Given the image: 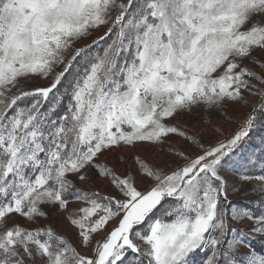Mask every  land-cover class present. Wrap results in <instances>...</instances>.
<instances>
[{"label":"snow or ice","instance_id":"obj_1","mask_svg":"<svg viewBox=\"0 0 264 264\" xmlns=\"http://www.w3.org/2000/svg\"><path fill=\"white\" fill-rule=\"evenodd\" d=\"M104 26L100 39L115 38L74 72L91 45L69 50ZM257 53L264 0H0V264H194L201 250L205 264H264L253 247L264 239V149L246 161L259 174L240 177L255 208L229 201L220 175L264 115V72L249 67L264 68ZM36 80L49 83L26 90ZM246 93L258 99L225 141L199 144L194 158L179 153L186 163L169 171L135 157L146 189L98 163L114 147L172 134L198 144L170 121L246 105ZM90 169L114 194L78 186ZM51 209L67 212L79 247L41 225Z\"/></svg>","mask_w":264,"mask_h":264},{"label":"rangeland","instance_id":"obj_2","mask_svg":"<svg viewBox=\"0 0 264 264\" xmlns=\"http://www.w3.org/2000/svg\"><path fill=\"white\" fill-rule=\"evenodd\" d=\"M108 26L94 30L86 38L75 42L73 49L69 50L68 57L70 58L72 51L75 48L85 47L86 45L94 44L93 41H101L100 37L105 36ZM97 44V43H95ZM103 55V54H98ZM262 59L264 54L257 53ZM247 63V62H246ZM249 67L254 68L258 72H264V68H260L256 64H249ZM60 69L58 68L57 71ZM48 80H36L32 84L26 85L25 88L30 89L34 84L47 85ZM250 101L248 104H227L222 110H208L203 106L194 108L191 112H182L171 120L170 123L177 125L181 129L187 131L189 136H195L199 141L198 144H193L190 140H186L178 135H169L166 141L161 144L153 143H138L135 146L114 147L111 150L105 151L99 156L98 163L105 164L113 168L118 174L132 172L136 176V184L140 189H146L152 181L144 178L137 172L135 157H140L149 165H154L158 169L169 171L170 168L186 163L179 155L183 153L185 156L194 158L200 154L202 149L199 144H203L205 148L214 146L219 142L225 141L231 137L236 131L240 130L243 121L247 118L252 110L253 104L257 101L256 96L245 94ZM264 139V115L257 119V126L250 132L249 137L242 142V148L236 154L225 158L222 164L220 175L227 181L226 188L228 192V200L241 207L255 208L252 201L255 199L254 193L248 191L249 184L243 183L240 179L241 175L249 172L253 175L259 174L258 168H251L246 164L249 157L253 159L258 157L261 149H264V144L261 143ZM254 154V155H253ZM89 176L92 178L85 183H78L79 187L99 191L102 194H114L115 190L111 187L109 180L96 175L94 169L89 170ZM255 183V181H253ZM83 206V202L71 200L70 209H77ZM21 224L28 227H35L23 219L18 218ZM42 226H51L57 233L62 234L79 247V237L77 229L72 226L67 218V212H59L56 209H51L47 219L41 220ZM115 222L109 225L113 227ZM237 228L250 227L248 224H237ZM106 233H101L96 239H102ZM259 243H263L264 239L257 237ZM81 252H90L89 248H80ZM239 251L245 252L247 248L241 246ZM264 255V251H257ZM205 264V263H204Z\"/></svg>","mask_w":264,"mask_h":264},{"label":"trees","instance_id":"obj_3","mask_svg":"<svg viewBox=\"0 0 264 264\" xmlns=\"http://www.w3.org/2000/svg\"><path fill=\"white\" fill-rule=\"evenodd\" d=\"M114 38H115L114 35L106 36L105 39L101 40L97 44H91V48H89L87 50V53L84 56V58L83 59L78 58L79 63L76 65L74 72L75 71H81V66L85 65L89 59L96 57L97 53L103 54V49L106 48L107 45L109 43H111L112 39H114ZM69 79H71V77H69ZM63 91H64V88L61 87L60 92H63ZM49 102L50 103L54 102L51 97H50ZM30 103H31V98H26L24 101L20 102V107H25ZM45 107H47V105ZM257 116H258V119L263 117V115H261L259 113L257 114ZM169 202H171V201H169ZM253 247L256 249V251H264V245H263V243L262 244L259 243L258 239L254 240ZM207 255H210V252H207L204 250L197 252L196 255L192 257L194 264H204Z\"/></svg>","mask_w":264,"mask_h":264}]
</instances>
